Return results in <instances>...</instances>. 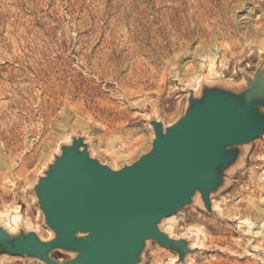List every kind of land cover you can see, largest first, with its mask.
Returning <instances> with one entry per match:
<instances>
[{
    "label": "rangeland",
    "instance_id": "374dc122",
    "mask_svg": "<svg viewBox=\"0 0 264 264\" xmlns=\"http://www.w3.org/2000/svg\"><path fill=\"white\" fill-rule=\"evenodd\" d=\"M263 57L264 0H0V216L22 215L47 240L33 185L60 143L86 136L102 163L130 164L150 147V114L174 123L186 89L237 81ZM263 157L264 135L213 197L219 217L176 212L173 237L203 233L190 264H264V226L239 223L264 224ZM175 257L151 242L142 264Z\"/></svg>",
    "mask_w": 264,
    "mask_h": 264
},
{
    "label": "water",
    "instance_id": "95a60500",
    "mask_svg": "<svg viewBox=\"0 0 264 264\" xmlns=\"http://www.w3.org/2000/svg\"><path fill=\"white\" fill-rule=\"evenodd\" d=\"M186 92L174 123L150 114V147L130 164L102 163L86 136L60 143L33 185L51 237L43 240L22 215L15 231L0 222V255L42 264H142L156 241L187 264L186 255L199 250L191 247L194 233L173 239L161 221L194 205L220 216L213 197L243 163L249 144L264 135V57L237 81L201 79L196 91ZM54 253L66 259L59 262Z\"/></svg>",
    "mask_w": 264,
    "mask_h": 264
},
{
    "label": "bare ground",
    "instance_id": "6f19581e",
    "mask_svg": "<svg viewBox=\"0 0 264 264\" xmlns=\"http://www.w3.org/2000/svg\"><path fill=\"white\" fill-rule=\"evenodd\" d=\"M212 50V49H211ZM213 51V50H212ZM214 53V52H213ZM213 57H212V59L211 60H216V55H215V53L212 55ZM209 72V71H208ZM208 72H207V75L206 76H208ZM152 133H153V131H152ZM257 178H259V176L257 177ZM257 183L259 184V182L257 181ZM257 184V185H258ZM261 185V184H260ZM259 186V185H258ZM263 187V185L260 187V188H262ZM264 188V187H263ZM225 199V198H224ZM198 202V201H197ZM214 204V203H213ZM216 204V203H215ZM214 204V207H216V205ZM226 205V204H225ZM228 208V207H227ZM229 210H231V209H229ZM176 214L177 213H174V214H171V215H169V216H167V217H165V218H163L162 219V221H161V224H160V227H161V231L162 232H164V233H166L169 237H171V238H173V239H178L179 237H173V236H175V235H173V229L172 228H174L175 229V225H176ZM25 216V215H24ZM222 217V216H221ZM248 218V217H247ZM247 218H245V219H243V220H241L239 223L240 224H244V225H246V226H248L249 228H253V229H256V231H254L253 233L255 234V235H257L258 233H259V231L263 228V226H264V224L263 223H259L258 224V222H260V221H258L257 222V225L256 226H252L253 224H252V222H250L249 221V219H247ZM9 220L11 221V223L12 224H8V222H9ZM22 217L20 216V214L18 215V216H16V217H14V218H12V219H10L9 218V216H8V214H6V215H3V216H0V222L2 223V225H4L5 227H7L10 231H15L17 228H18V226L20 225V224H22ZM28 220L27 219H24V223H26V225L27 226H29V224H28V222H27ZM239 225V224H238ZM255 225V224H254ZM200 230V229H199ZM46 232H47V234H48V236H49V238L51 237V233L48 231V230H45ZM187 235V234H186ZM194 235H195V238H193L192 240H191V247H196L197 249H199V250H202V249H204V245L205 244H203V233L201 232V231H196V232H194ZM152 242H154V243H157L156 241H152ZM157 244H159V243H157ZM160 245V244H159ZM157 246V245H156ZM161 246V245H160ZM163 247V246H162ZM163 248H165V247H163ZM159 249V248H158ZM165 249H167V248H165ZM156 250V249H155ZM169 250V249H168ZM4 256H7L6 254H3ZM196 255V252H190V253H188L187 255H186V263L187 264H190L191 263V261H192V258H193V256H195ZM2 259H4V258H2ZM1 261H3V260H1ZM5 262V261H4ZM170 264H183V263H181V262H178L177 261V256L175 257V259H172L171 260V262H170Z\"/></svg>",
    "mask_w": 264,
    "mask_h": 264
},
{
    "label": "built area",
    "instance_id": "2783aa9c",
    "mask_svg": "<svg viewBox=\"0 0 264 264\" xmlns=\"http://www.w3.org/2000/svg\"><path fill=\"white\" fill-rule=\"evenodd\" d=\"M259 182L264 185V157L261 159V167L259 173Z\"/></svg>",
    "mask_w": 264,
    "mask_h": 264
}]
</instances>
